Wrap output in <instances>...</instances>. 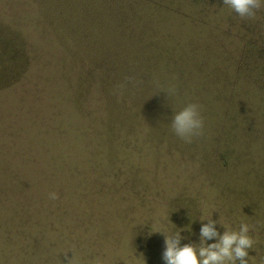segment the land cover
I'll return each instance as SVG.
<instances>
[{
  "label": "rangeland",
  "instance_id": "1",
  "mask_svg": "<svg viewBox=\"0 0 264 264\" xmlns=\"http://www.w3.org/2000/svg\"><path fill=\"white\" fill-rule=\"evenodd\" d=\"M182 1L129 3L133 12H139L142 25L161 38L164 49L172 48L167 63L174 78H170L172 87L186 79V72L182 74L185 62L196 69L201 62L196 77L202 79L204 92L197 104L202 100L203 108L208 106L213 113L212 131L207 135L209 124L203 123L202 135L195 137L197 147L191 152L193 161L180 163L186 170L179 181L164 177L155 178L152 188L143 185L142 191L148 195L142 201L145 206L154 204V212L144 218V214L138 215L143 211L137 209L128 234L133 249L131 245L123 247L117 259L103 262L97 244L115 232L103 238L110 230L102 228L105 223L113 227L119 218L115 214L104 220L103 206L116 212L124 201L121 198L133 196L137 190L141 193L135 165L133 169L123 167L117 139L91 151L98 120L92 126L81 113V136L79 140L71 138L68 145L63 129L44 120L41 113L36 115L37 106L53 103L49 114L57 115L59 124L70 106L67 98L72 95L64 90L68 69L62 68V75L57 73L59 62L70 53L64 49V23L56 19L53 26L36 27L44 16L35 12L32 0H0V21L5 28L8 25L7 48L1 50L9 53V62L0 67V264H67L72 258L73 264H126L133 260L134 264H167V245L160 231L173 234L174 239L178 232L179 246L199 248L218 243L225 231L238 232L241 224L249 225L248 235L254 241L248 249V264H264V0L258 15L251 19L241 18L223 0H200L189 7L179 6ZM246 18L248 23L255 21L253 30L243 27ZM50 54L54 57L52 67H43L42 61L48 63ZM166 94L160 99L163 114L172 111L173 99ZM133 113L142 119L140 111ZM33 121L38 125L33 127ZM166 126L172 129L170 124ZM74 145L82 147L76 162L69 159L78 153L71 149ZM11 168L22 172L28 168L27 180L10 181ZM151 169L162 175L160 168ZM55 192L57 199L53 200L50 194ZM111 193L116 197L107 201ZM83 200L87 203L84 208L79 206ZM34 216L44 223L33 224ZM209 223L219 235L202 240L201 228ZM18 230L24 231L23 235L15 234ZM144 254L149 256L147 260Z\"/></svg>",
  "mask_w": 264,
  "mask_h": 264
},
{
  "label": "trees",
  "instance_id": "2",
  "mask_svg": "<svg viewBox=\"0 0 264 264\" xmlns=\"http://www.w3.org/2000/svg\"><path fill=\"white\" fill-rule=\"evenodd\" d=\"M32 1L31 5L37 10L35 12L44 16H41L42 19L36 27H41L46 23L53 26L54 20H63L62 32L66 34L64 49H69L68 52L70 53L68 59L63 58L59 62L57 73L62 75V68L68 69V73H65L68 75V81L64 90L72 95L67 98V104L70 106L67 109V115L62 117L61 123L58 124V120H55L57 115L49 114V108L54 105L53 103L46 102L37 106L36 115L41 113L44 120L53 122L52 124H55L59 130L60 128L63 129L62 137L63 139L66 137L65 142L68 145L72 142L71 138L79 140L81 136V133L78 132L83 130L82 114L90 124H93L92 126L96 125L98 120V130H93L92 144L94 147L91 151H96L113 139H117L118 155L120 152L121 157H124L122 164L125 165L123 167L132 168L134 164L135 176L140 180L141 193L137 190L133 196L126 199L121 198L124 201L118 205L120 208L116 212L106 204L103 206L102 217L104 220H108V217L112 219L115 214L119 218L117 222H114L113 227H109L105 223L102 230L106 232L109 229L110 232L105 233L103 238L105 236L111 237V231L115 232V235L109 240L99 241L97 246L100 247L103 262L109 259L115 260L121 255V248H130L129 245L132 248L128 234H131L133 229L132 216L134 212L141 209L143 212H139L138 215L144 214V218L154 212V204L145 206L142 201L143 197L148 195V192L142 191L143 185L147 189L152 188L155 178L164 177H171L176 183L182 178L183 172L186 170V167H180V163L183 164L182 160L193 161L191 152H194L197 147V138L195 141V137H193L192 141L187 143L179 138L170 127H167V124L171 126L173 115L190 103L196 104L199 106L203 123L209 124L205 125L207 135L208 133L210 135L212 131L213 113H210L208 106L203 108L202 100L200 104H197L198 99L203 98L204 92L202 79L200 76L196 77L198 74L196 70L201 71L202 64L199 61L196 69L195 65V68L190 67L185 62L182 74L184 71L186 72L187 75H184L186 79L184 82L181 80L179 86L172 87L170 78L173 77L169 73L170 64H167L170 54L173 52L171 51L172 48L165 50L161 38L147 28L144 23V26L142 25V19L138 17L139 12L138 14L133 12L129 0ZM199 2L200 0H183L181 5H178L189 7V5ZM231 13L232 11L228 16ZM192 18L196 20L194 15ZM254 22L248 23L247 20V24H243V27L247 26V30H253L255 28ZM256 27L259 28V24H256ZM199 28L202 27L199 26ZM6 29H8V25L5 28L4 23L0 21V67L9 62V53L1 50L7 48ZM56 32L59 33V28ZM68 36L69 38H67ZM59 41L61 44L62 39ZM47 56L48 63L42 61L43 64L41 65L43 67L51 65L52 67L54 57L51 54ZM23 65L25 66L24 63ZM171 72L173 73V69ZM11 78L10 81H14L13 77ZM127 78H132V80ZM8 79L7 77L6 81ZM207 80L205 78V81ZM169 88L174 89L168 95L171 100L173 99L171 102L172 111L163 114L161 113L163 111V101L161 103V100ZM213 90L215 91L214 88ZM81 94L83 95L81 96ZM134 110L140 111L142 119H138L137 115H134ZM170 113L171 115H169ZM33 122V127L38 125L36 121ZM116 130L119 132L115 133ZM205 139L207 140V137L203 138L204 141H206ZM71 149H76L78 153H73L74 157L69 159H73L74 162L80 160L79 154L82 147L74 145ZM137 154L139 156H136ZM153 166L160 168L162 175L160 172L154 173L151 169ZM75 170L77 169L75 168ZM10 171L8 172L10 181H22L28 178V168L24 172L17 168H11ZM78 172L84 174L83 171ZM80 178L82 180V177ZM80 182H84V180ZM170 184L168 183V185ZM83 193L80 194L86 200L87 197L85 198ZM114 194L111 193V197H107V201L115 199L116 194ZM84 200L83 202L79 201V206L82 208L87 204ZM126 202L131 204L128 206ZM141 203L142 207H140ZM133 205L136 207L132 208ZM74 207L76 208V206ZM11 213L14 216L15 213ZM43 223L42 220H37L34 216L33 224L41 225ZM25 230H29V228H25ZM17 232L20 235L24 233V231L18 230L15 234ZM11 233H8L9 237L13 235ZM37 238L40 240L41 236ZM148 257L144 254L143 259L147 260ZM60 258L63 257L60 256ZM55 259H57L56 256ZM134 263H136L134 260L129 263L126 262V264Z\"/></svg>",
  "mask_w": 264,
  "mask_h": 264
},
{
  "label": "clouds",
  "instance_id": "3",
  "mask_svg": "<svg viewBox=\"0 0 264 264\" xmlns=\"http://www.w3.org/2000/svg\"><path fill=\"white\" fill-rule=\"evenodd\" d=\"M235 11L241 18L255 17L256 11L262 7V0H223ZM132 80V78H127ZM135 82V81H133ZM174 89L166 91L171 94ZM171 127L174 133L187 143H190L193 137L202 135L203 119L200 115L199 106L190 103L176 112L171 121ZM50 198L57 199V194H50ZM165 243L167 245L164 252V259L167 264H248V249L253 248V239L248 235L249 225L241 224L239 231H225L219 236L218 243L208 244L206 247H197L192 244L180 245L179 233H175V239L172 235L165 234ZM219 234L211 226V223L205 224L201 228V239L215 237ZM67 264H73V258L68 260Z\"/></svg>",
  "mask_w": 264,
  "mask_h": 264
}]
</instances>
